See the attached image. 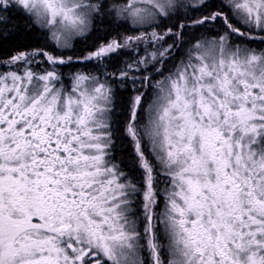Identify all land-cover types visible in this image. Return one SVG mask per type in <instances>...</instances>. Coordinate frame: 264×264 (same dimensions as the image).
<instances>
[{
    "label": "snow or ice",
    "instance_id": "snow-or-ice-1",
    "mask_svg": "<svg viewBox=\"0 0 264 264\" xmlns=\"http://www.w3.org/2000/svg\"><path fill=\"white\" fill-rule=\"evenodd\" d=\"M0 264H264V0H0Z\"/></svg>",
    "mask_w": 264,
    "mask_h": 264
},
{
    "label": "flooded vegetation",
    "instance_id": "flooded-vegetation-1",
    "mask_svg": "<svg viewBox=\"0 0 264 264\" xmlns=\"http://www.w3.org/2000/svg\"><path fill=\"white\" fill-rule=\"evenodd\" d=\"M77 54H79V52H77ZM91 65H89L88 66V69H86V71L84 70V68H82V71H85V72H87V71H93L94 69H93V67L91 66ZM77 69H79V70H81V66L80 65H77ZM77 69H73V71H75V70H77ZM67 69H65V73H67ZM65 85L66 86H70V83H69V81H68V76L67 75H65Z\"/></svg>",
    "mask_w": 264,
    "mask_h": 264
},
{
    "label": "trees",
    "instance_id": "trees-1",
    "mask_svg": "<svg viewBox=\"0 0 264 264\" xmlns=\"http://www.w3.org/2000/svg\"><path fill=\"white\" fill-rule=\"evenodd\" d=\"M21 35L23 36V33H22ZM29 39H31V38L29 37ZM90 43H91V42H89V44H90ZM77 47H78V49L83 50V49L85 48V45H84V44H80V45H78ZM119 63H121V61H113V62H112V64H119ZM90 67H91V66H90ZM82 68H84L85 71H86V69H88V67H83V66H81V70H82ZM109 70H112L111 66L109 67Z\"/></svg>",
    "mask_w": 264,
    "mask_h": 264
}]
</instances>
